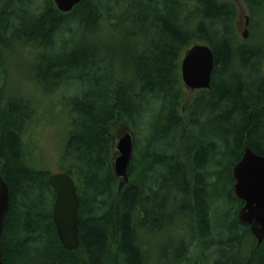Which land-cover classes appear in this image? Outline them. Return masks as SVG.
Segmentation results:
<instances>
[{
    "label": "trees",
    "instance_id": "obj_1",
    "mask_svg": "<svg viewBox=\"0 0 264 264\" xmlns=\"http://www.w3.org/2000/svg\"><path fill=\"white\" fill-rule=\"evenodd\" d=\"M244 1L252 14L264 12V0ZM35 5L0 0V174L9 191L4 263L148 264L154 235L175 226L183 234L167 238L164 256L154 257L166 258L164 264H264V242L256 247L237 218L243 201L232 175L245 144L264 155V43L241 39L235 1L80 0L69 12L52 0ZM116 19L131 22L123 57L74 36L81 28L105 34L108 43L105 26ZM196 42L210 46L214 65L210 87L188 100L180 59ZM16 46L34 51L31 76L46 92H68L61 159L79 197L74 249L56 233L49 172L26 162L38 107L8 80L2 60ZM126 130L134 147L119 189L114 138Z\"/></svg>",
    "mask_w": 264,
    "mask_h": 264
},
{
    "label": "water",
    "instance_id": "obj_2",
    "mask_svg": "<svg viewBox=\"0 0 264 264\" xmlns=\"http://www.w3.org/2000/svg\"><path fill=\"white\" fill-rule=\"evenodd\" d=\"M56 8L69 12L80 0H53ZM248 16H246V24ZM247 36V29L242 32ZM214 65V54L206 43L196 42L184 50L180 61V74L184 85L190 89L209 88ZM134 138L131 130L124 131L118 138L113 157V170L119 177V189L128 178L127 168L133 153ZM234 194L243 201L237 211L240 223L248 225L256 238V247L264 242V155L245 144L243 153L232 168ZM47 183L54 190L52 218L57 236L67 249L79 243L77 209L79 197L71 174L67 171L49 173ZM9 205L8 186L0 174V236ZM0 264L2 259L0 245Z\"/></svg>",
    "mask_w": 264,
    "mask_h": 264
},
{
    "label": "rangeland",
    "instance_id": "obj_3",
    "mask_svg": "<svg viewBox=\"0 0 264 264\" xmlns=\"http://www.w3.org/2000/svg\"><path fill=\"white\" fill-rule=\"evenodd\" d=\"M237 8L236 12V28L239 36L242 40L249 39V43H264V21L261 17L264 16V12L258 15V12H252L247 7L244 0H234ZM35 6H42L43 0H34ZM246 16H248V22H246ZM253 16V17H252ZM260 16V18H259ZM131 26L130 21L122 22V20H110L105 26V30L111 36V39H105V34L90 32L79 28L74 36L92 40L91 44H97L99 41L102 46L107 47L106 52H111L113 55L123 57L124 51L130 48L131 44L128 40L130 35L125 33L126 24ZM247 29V36L243 37L242 32ZM100 34V35H99ZM107 43V45H106ZM106 49V48H105ZM29 46H16L11 52H5L3 65L8 69L9 82H18L16 87L19 86L18 92L24 97H29L37 102L38 113L35 116V120L32 122L29 128V135L31 136V145L28 146L30 151L26 162L35 169H41L46 172H57L65 170L64 163L61 159V148L64 139L68 133L69 122V105L65 90L57 89V91L46 92L41 83L34 79L32 75L33 70L37 67L35 64L34 54ZM33 51V50H32ZM34 52V51H33ZM31 76V77H30ZM1 77V76H0ZM31 78V79H30ZM197 90L185 88L186 98L190 100ZM148 130L143 131V136H146ZM140 133H137L136 140L139 139L140 143L142 138ZM117 140V138H114ZM139 153V150H134V154ZM76 181V179L74 178ZM48 203L50 202V195H48ZM183 234L182 230H176V227H168L165 230H159L154 235L155 244L151 247L152 255L148 258V264H164L166 258H154L157 255L164 256V246L162 245L167 238L178 237ZM149 238V237H147ZM151 239V237L149 238ZM159 242V243H158ZM158 243L157 246H155ZM212 249V248H211ZM174 256V252H172ZM169 258V255H168Z\"/></svg>",
    "mask_w": 264,
    "mask_h": 264
}]
</instances>
